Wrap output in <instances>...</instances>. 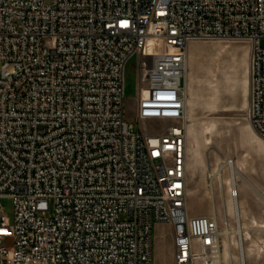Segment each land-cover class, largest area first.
Wrapping results in <instances>:
<instances>
[{
  "label": "built area",
  "instance_id": "1",
  "mask_svg": "<svg viewBox=\"0 0 264 264\" xmlns=\"http://www.w3.org/2000/svg\"><path fill=\"white\" fill-rule=\"evenodd\" d=\"M207 40L249 43L264 139V0H0V264H152L154 224L174 264H222L218 219L188 208L189 47ZM135 56L137 121L173 124L155 134L125 120ZM236 168L210 181L238 188Z\"/></svg>",
  "mask_w": 264,
  "mask_h": 264
},
{
  "label": "rangeland",
  "instance_id": "2",
  "mask_svg": "<svg viewBox=\"0 0 264 264\" xmlns=\"http://www.w3.org/2000/svg\"><path fill=\"white\" fill-rule=\"evenodd\" d=\"M264 46V42H263ZM251 47L245 41L207 40L193 42L188 59V208L190 217H211L214 213L209 180L222 159H234L242 178L238 180V205L243 227L247 264H264V139L249 120ZM139 57L126 68L125 120L135 132L155 134L173 124H145L137 121L140 91ZM1 72V67H0ZM210 143V145H208ZM227 178V174H225ZM215 209L221 232L225 223L234 231L236 215L225 188L222 199L215 185ZM5 214L14 220V204L1 201ZM226 204V205H225ZM249 234L251 240H247ZM222 237L223 261L230 257ZM234 264H239L237 236H231ZM152 264H174L173 234L169 226L154 224Z\"/></svg>",
  "mask_w": 264,
  "mask_h": 264
},
{
  "label": "bare ground",
  "instance_id": "3",
  "mask_svg": "<svg viewBox=\"0 0 264 264\" xmlns=\"http://www.w3.org/2000/svg\"><path fill=\"white\" fill-rule=\"evenodd\" d=\"M157 47V45L155 44V42H151L149 43V46H148V49H155ZM208 145H210V143H208ZM223 169L222 168H219V172H218V175L221 174V170ZM237 170V173H238V176L242 178V175H241V172L238 168H236ZM210 174V173H209ZM216 182H214L213 180H209V191H210V198L213 202V206H214V213H212V216L214 219H218L217 217V214H216V209H215V185ZM237 184V182H236ZM235 184V182L233 181V178L230 177V178H224L223 177L220 179V184H219V187H220V191L222 193V199L225 198V188L226 186L228 187V194H229V197L230 199L232 200L233 202V207H234V211H235V215H236V229L234 231L230 230L229 227H228V223L226 221L225 223V231L224 232H221V235L222 237H225L226 238V244L225 246L228 248V251L227 253L229 254V257H230V264H233V258H232V253H231V243H230V240H231V236H237V246L238 248L243 245H245V240H244V235H246V233L244 232L243 230V227L240 223V216H239V209H238V198H239V192H238V188L236 187L237 185ZM236 187V188H235ZM237 192V195L235 194ZM260 229H263L264 230V226H259ZM247 240H251V236L249 234H247L246 236ZM222 255H221V258H222V264H224V261H223V248H222Z\"/></svg>",
  "mask_w": 264,
  "mask_h": 264
},
{
  "label": "crops",
  "instance_id": "4",
  "mask_svg": "<svg viewBox=\"0 0 264 264\" xmlns=\"http://www.w3.org/2000/svg\"><path fill=\"white\" fill-rule=\"evenodd\" d=\"M238 168V167H237ZM260 198L264 201V197L263 196H261L260 195ZM226 205V204H225ZM232 206H233V202H232ZM233 209H234V207H233ZM238 209H239V205H238ZM234 213H235V211H234ZM239 216H240V213H239ZM227 221V220H226ZM228 222V221H227ZM241 223V222H240ZM230 229V228H229ZM235 230V229H234Z\"/></svg>",
  "mask_w": 264,
  "mask_h": 264
}]
</instances>
